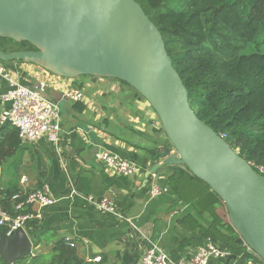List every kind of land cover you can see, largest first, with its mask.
<instances>
[{
	"label": "crops",
	"instance_id": "0c3cea01",
	"mask_svg": "<svg viewBox=\"0 0 264 264\" xmlns=\"http://www.w3.org/2000/svg\"><path fill=\"white\" fill-rule=\"evenodd\" d=\"M11 72L25 86L46 80V95L60 109L57 144L46 138L32 143L19 138L17 150L0 159V191L25 194L48 186L55 202L41 208L37 220L43 230L51 232L53 240L48 246L57 240L72 243L85 264H139L144 249L153 244L178 262L206 243L202 231L212 226V214L228 222L220 214L224 205L218 197L183 167H164L143 186L145 173L162 161L155 160L150 150L167 145L168 140L158 132L155 113L144 100L134 99L130 87L108 78H54L30 63L14 65ZM68 87L81 90L83 101L64 99ZM9 88L0 80V116L8 107L2 99ZM7 125L0 120V141L11 127ZM99 150L134 163L139 173L124 177L107 171L95 160ZM178 170L183 173L177 177L173 172ZM152 184L166 187L167 192L151 197ZM89 196L109 198L121 218L89 204ZM96 257L100 262L91 261ZM248 262L239 256L227 264Z\"/></svg>",
	"mask_w": 264,
	"mask_h": 264
},
{
	"label": "water",
	"instance_id": "95a60500",
	"mask_svg": "<svg viewBox=\"0 0 264 264\" xmlns=\"http://www.w3.org/2000/svg\"><path fill=\"white\" fill-rule=\"evenodd\" d=\"M0 38L32 46L0 52V62L30 63L68 79H116L136 91L172 147L145 173L143 186L164 167L185 168L219 198L229 224L264 262V177L198 119L160 32L135 0H0ZM32 247L24 229L0 231L5 263L28 257Z\"/></svg>",
	"mask_w": 264,
	"mask_h": 264
},
{
	"label": "trees",
	"instance_id": "16d2710c",
	"mask_svg": "<svg viewBox=\"0 0 264 264\" xmlns=\"http://www.w3.org/2000/svg\"><path fill=\"white\" fill-rule=\"evenodd\" d=\"M135 1L160 32L198 119L218 135H224L225 141L235 146L238 155L248 163L264 167V0ZM29 50L32 46L28 42L0 38V52ZM0 63L11 71L14 65L23 62ZM133 92L134 99L143 100ZM6 132L0 141V159L12 155L21 144L15 128H7ZM158 132H163L161 127ZM167 142L150 150L155 160L170 153L172 147ZM173 173L178 177L183 172ZM190 177L201 182L191 174ZM27 194L2 190L0 205L14 217L18 214L14 206L24 202ZM219 203L223 205L220 200ZM212 217L213 224L203 229V236L229 256H243L246 261L264 264L247 249L229 222L214 214ZM0 231L6 232V228ZM25 231L34 252L12 264H85L64 240H57L52 250L43 252L41 249L53 237L37 220L28 222ZM0 264L7 263L0 258Z\"/></svg>",
	"mask_w": 264,
	"mask_h": 264
},
{
	"label": "built area",
	"instance_id": "2783aa9c",
	"mask_svg": "<svg viewBox=\"0 0 264 264\" xmlns=\"http://www.w3.org/2000/svg\"><path fill=\"white\" fill-rule=\"evenodd\" d=\"M52 76L60 78L59 76ZM0 80L6 81L10 86L2 99L8 107L1 113V122L15 128L19 138L24 143H32L41 138H46L49 142L57 144L60 135V109L57 103L46 95L48 82L43 80L31 87L22 85L16 80L12 72L1 63ZM62 97L73 102H80L84 99L83 92L73 87H68L63 92ZM220 137L224 139V135H220ZM95 160L102 164L107 171L116 175L134 177L139 173L138 167L134 163L107 150L97 151ZM249 165L264 177V167L253 166L250 163ZM26 181L25 178L22 179L23 183ZM165 192H167L166 187L157 184H152L149 190L151 197L162 195ZM18 196L19 194L14 195L13 200L17 199ZM86 200L97 209L121 218L109 198L96 199L89 196ZM54 202L48 186L44 185L41 189L29 192L24 202L14 206V209L18 211L14 217L10 216L0 205V228H6V232H4L6 235L19 228L25 230L28 222L41 218L39 212L41 208L51 206ZM32 207H35L36 211ZM69 245L73 247L72 243ZM227 257H229V253L226 250L208 239L188 259L178 262L172 261L164 251L151 244L144 249L139 264H211L215 261L226 260ZM91 261L100 262V257L93 258ZM248 264L256 263L249 261Z\"/></svg>",
	"mask_w": 264,
	"mask_h": 264
},
{
	"label": "rangeland",
	"instance_id": "374dc122",
	"mask_svg": "<svg viewBox=\"0 0 264 264\" xmlns=\"http://www.w3.org/2000/svg\"><path fill=\"white\" fill-rule=\"evenodd\" d=\"M220 214H221V216L226 220V221H228V216H227V211H226V209H225V207L224 206H220ZM32 252H34V248L32 247ZM31 252V253H32Z\"/></svg>",
	"mask_w": 264,
	"mask_h": 264
}]
</instances>
